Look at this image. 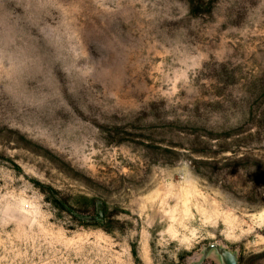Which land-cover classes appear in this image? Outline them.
<instances>
[{
  "label": "rangeland",
  "instance_id": "rangeland-1",
  "mask_svg": "<svg viewBox=\"0 0 264 264\" xmlns=\"http://www.w3.org/2000/svg\"><path fill=\"white\" fill-rule=\"evenodd\" d=\"M19 4L0 264H264V0Z\"/></svg>",
  "mask_w": 264,
  "mask_h": 264
},
{
  "label": "clouds",
  "instance_id": "clouds-1",
  "mask_svg": "<svg viewBox=\"0 0 264 264\" xmlns=\"http://www.w3.org/2000/svg\"><path fill=\"white\" fill-rule=\"evenodd\" d=\"M19 0H0V32L7 22L12 27H17L21 21Z\"/></svg>",
  "mask_w": 264,
  "mask_h": 264
},
{
  "label": "trees",
  "instance_id": "trees-1",
  "mask_svg": "<svg viewBox=\"0 0 264 264\" xmlns=\"http://www.w3.org/2000/svg\"><path fill=\"white\" fill-rule=\"evenodd\" d=\"M258 125H251L248 129V134L257 136L258 138L262 135V130H264V112L262 119L258 120Z\"/></svg>",
  "mask_w": 264,
  "mask_h": 264
}]
</instances>
